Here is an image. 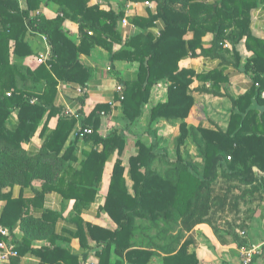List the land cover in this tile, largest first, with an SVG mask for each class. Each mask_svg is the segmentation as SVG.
Segmentation results:
<instances>
[{
    "label": "trees",
    "instance_id": "1",
    "mask_svg": "<svg viewBox=\"0 0 264 264\" xmlns=\"http://www.w3.org/2000/svg\"><path fill=\"white\" fill-rule=\"evenodd\" d=\"M24 1L21 8L18 0H0V201L6 202L0 228L10 232V238L0 233V243H13L22 255L34 240L53 231L54 223L46 228L25 217L32 202L13 198V188L33 189L35 182H43V191L36 192L37 206L41 207L46 193L56 190L65 198L81 194L77 207L87 208L101 187L106 164L118 154L104 210L119 228L114 234L94 227L91 232L105 233L106 248L115 245L128 264H149L155 251L167 255L165 264H198L196 255L189 252L190 241L180 246L185 233L225 207L234 212L240 207L241 185L264 181V113L252 108L253 100L264 104V40L251 30L252 12L264 7V0H124L156 6L148 18L131 20L142 32L128 39L118 30L122 12L91 7L89 0ZM49 3L57 4L64 18L32 15ZM65 18L80 24L79 45L63 31ZM158 20L165 24L160 36L155 32ZM30 33L47 37L52 51L50 69L40 65L32 70L17 63L33 54L27 41ZM208 34L214 39L207 45L204 38ZM243 40L252 54L244 71L254 85L236 97L223 91V86L242 68L237 47ZM115 43L122 45L116 52ZM96 47L105 48L115 61L139 65V70L122 82L124 99H117L128 129L143 115L154 87L167 84V101L150 111L151 144L138 139L137 155L130 158L128 170L120 159L127 147L125 131L117 128L106 136L99 134L100 115L108 114L110 106L98 105L87 116L82 111L66 115L56 106L60 83L87 86L92 71L80 55ZM190 57L218 61L219 65L199 74L180 68ZM195 79L202 84L196 89L192 87ZM195 93L231 100L233 110L226 131L212 122L198 126L187 122ZM86 99L82 94L80 103ZM33 100L35 104H31ZM53 118H57L54 130L49 127ZM159 120L180 122V134L174 141L176 159H170L163 140L152 129ZM87 129H92V134L81 137ZM38 133L41 146L33 149ZM81 142L86 160L81 170H73L71 164L78 161ZM126 174L134 183V195L129 193ZM220 179L231 186L220 187ZM18 225L25 232L22 240L14 235ZM42 230L44 233L33 234Z\"/></svg>",
    "mask_w": 264,
    "mask_h": 264
},
{
    "label": "crops",
    "instance_id": "2",
    "mask_svg": "<svg viewBox=\"0 0 264 264\" xmlns=\"http://www.w3.org/2000/svg\"><path fill=\"white\" fill-rule=\"evenodd\" d=\"M21 8L25 7L24 0H18ZM147 2H126L124 0H89V6H98L101 10L109 12H122L124 18L130 23L129 27L119 23V33L122 37L129 38L142 32L134 23V18H148L150 12L156 11V6L152 7ZM34 16H41L49 20H55L63 17L57 4H42L40 9L32 13ZM1 28V16H0ZM165 28L162 20H158L155 26L157 36ZM63 31L77 45L81 43L80 24L75 20L65 18ZM251 30L257 38L264 40V7L253 10L251 20ZM92 35V32H89ZM192 33L189 37H192ZM45 36V35H43ZM46 37V36H45ZM31 44L33 54L25 60H20L18 64L37 69L40 65L48 64L52 58L51 45L49 41L45 42L42 34L30 33L27 37ZM47 38V37H46ZM214 39L213 34H208L204 41L208 45ZM48 40V39H47ZM122 48L120 44L113 45V51H119ZM243 64L239 72L234 74L230 82L223 86V91H228L233 96H242L248 93L254 81L244 71L246 62L252 57L247 50L246 40H243L237 47ZM42 58H46L43 60ZM80 60L92 71V78L85 88L80 85H68L60 83L58 85V94L56 106L61 108L66 115H75L82 111L86 116L89 115L98 105L110 106V111L102 112L100 115L101 125L99 134L106 136L114 129L120 128L125 131L127 138V147L120 159L123 166L129 169V160L137 155L136 142L142 139L144 144H151V136L148 132L150 128V111L159 103L167 101L168 89L165 82L156 85L152 91L150 102L144 107L143 115L136 124L145 123L149 126L144 136H138L130 132L129 123L122 120L119 113V103L117 101L119 94L117 87L122 85L125 77L135 74L139 70L137 63H128L124 61H115L109 51L102 47H96L89 53L81 54ZM23 61V62H22ZM218 61H211L203 57L187 58L180 63V68L192 69L196 73H206L216 68ZM201 84L197 79L193 88H198ZM123 86V85H122ZM82 93H79V90ZM86 95L87 99L82 105L80 103L81 95ZM10 96V94H9ZM195 105L187 122L193 126L201 123H215L221 129L226 131L229 128L230 117L233 110V104L228 98L213 97L207 94L195 93ZM264 102V98L261 97ZM252 108L260 113H264V104L253 100ZM13 121L16 123L17 114L13 115ZM57 125V118H53L50 123V129L54 130ZM81 126V119H78L77 129ZM155 126V127H154ZM180 122L159 120L152 125V129L158 132L160 139L165 141L170 135L175 140L180 134ZM76 129V130H77ZM71 137V141L74 139ZM39 133L33 139V149L41 146ZM84 146L81 142L77 150V162H72L73 170H81L82 163L86 160L84 155ZM195 152V151H194ZM119 159L116 154L111 161L106 164L103 181L95 199L87 208L79 209L77 199L81 194L76 193L74 197L65 198L60 192L53 190L44 195L41 207L37 206L36 192L43 191V182H35L33 189H23L17 186L11 190L13 198L23 197L32 203L25 217L32 218L39 222L42 227L49 228L53 225V231L42 238L36 239L28 251L22 255L11 257L7 261H1L0 264H128L125 257L117 252L115 245L110 249L106 246L105 233H92V227L100 229L103 232L115 233L119 224L104 210L111 185V178L116 161ZM127 187L129 193L134 195L133 181L126 174ZM219 186L227 189L231 183L220 179ZM240 207L234 212L231 207H225L210 216L205 223L198 225L191 232L185 233L181 245L190 241L189 252L195 254L198 258V264H243L242 252L244 249L255 248L257 254L254 257L253 264H264V181L257 180L251 186H242ZM8 189L6 192H8ZM238 193L235 194L237 196ZM6 207L5 201H0V215ZM79 209V210H78ZM50 213V214H49ZM51 221V222H49ZM44 223V226L42 225ZM44 233V231L33 232L34 235ZM17 240L25 237L21 225L14 230ZM105 240V241H104ZM44 251V252H41ZM1 256V251H0ZM166 254L155 251L149 264H165ZM16 260L15 262H13Z\"/></svg>",
    "mask_w": 264,
    "mask_h": 264
},
{
    "label": "built area",
    "instance_id": "3",
    "mask_svg": "<svg viewBox=\"0 0 264 264\" xmlns=\"http://www.w3.org/2000/svg\"><path fill=\"white\" fill-rule=\"evenodd\" d=\"M146 4L152 7V4H150L149 2H147ZM121 22H122V25H124L125 27L130 26V23L127 20V18H123ZM160 35H161V32L159 33L158 36ZM42 38L45 42L48 41L47 38L43 35H42ZM42 59L45 60L46 58L45 59L42 58ZM256 88H260V85L256 84ZM116 91L119 94V96H121V101H122L124 99V97L122 96L123 86L119 85ZM79 93H82L81 89L79 90ZM262 97L264 98V92H262ZM35 103H36L35 100L31 101V104H35ZM92 132H93L92 129H87L86 131H84V133L81 134V137H83L85 134H88V135L92 134ZM0 233L4 237L10 238L9 230L0 228ZM0 251H1V256H0L1 261H7L11 257L18 256V253L15 250V245L11 242H6V241L1 242ZM256 254H257V250L255 248L244 249L242 252L243 264H253V260Z\"/></svg>",
    "mask_w": 264,
    "mask_h": 264
},
{
    "label": "rangeland",
    "instance_id": "4",
    "mask_svg": "<svg viewBox=\"0 0 264 264\" xmlns=\"http://www.w3.org/2000/svg\"><path fill=\"white\" fill-rule=\"evenodd\" d=\"M155 127V126H154ZM149 126L146 125L145 123H139L136 124L134 128L130 130V132L134 134H138V136H144L146 134V131L148 130ZM174 139L170 135L169 138H165L164 143L162 144V147H165V150L168 151V155L170 159H176V150H175V144H174Z\"/></svg>",
    "mask_w": 264,
    "mask_h": 264
}]
</instances>
